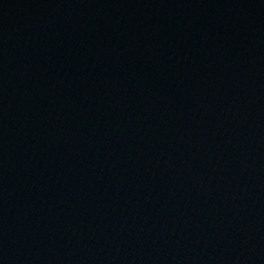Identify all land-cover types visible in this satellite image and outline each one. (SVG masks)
<instances>
[{
    "label": "water",
    "instance_id": "obj_1",
    "mask_svg": "<svg viewBox=\"0 0 264 264\" xmlns=\"http://www.w3.org/2000/svg\"><path fill=\"white\" fill-rule=\"evenodd\" d=\"M0 264H264V0H0Z\"/></svg>",
    "mask_w": 264,
    "mask_h": 264
}]
</instances>
